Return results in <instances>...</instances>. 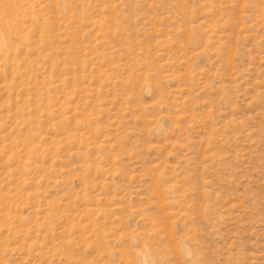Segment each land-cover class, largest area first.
Wrapping results in <instances>:
<instances>
[{"label":"rangeland","instance_id":"1","mask_svg":"<svg viewBox=\"0 0 264 264\" xmlns=\"http://www.w3.org/2000/svg\"><path fill=\"white\" fill-rule=\"evenodd\" d=\"M0 37V264H264V0H0Z\"/></svg>","mask_w":264,"mask_h":264},{"label":"bare ground","instance_id":"2","mask_svg":"<svg viewBox=\"0 0 264 264\" xmlns=\"http://www.w3.org/2000/svg\"><path fill=\"white\" fill-rule=\"evenodd\" d=\"M2 30V29H1ZM0 41H1V37H0ZM4 43V42H3ZM6 44V43H5ZM3 47V46H2ZM2 50H4L5 51V49H2ZM2 52V51H1Z\"/></svg>","mask_w":264,"mask_h":264}]
</instances>
